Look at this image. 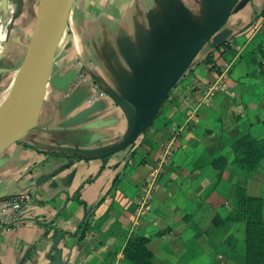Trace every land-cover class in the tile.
Returning a JSON list of instances; mask_svg holds the SVG:
<instances>
[{
	"label": "crops",
	"instance_id": "crops-1",
	"mask_svg": "<svg viewBox=\"0 0 264 264\" xmlns=\"http://www.w3.org/2000/svg\"><path fill=\"white\" fill-rule=\"evenodd\" d=\"M215 3L230 8L219 31L227 47L210 38L152 124L128 140L146 113L129 99L136 69L158 40L186 23L202 28ZM66 20L34 126L0 149V197L28 195L17 225L0 226V264H130L123 247L133 230L150 237L152 264H245V223L225 218L243 186L263 199L264 221V158L249 175L231 152L246 134L264 140V0H71ZM1 42L0 100L28 45L14 58Z\"/></svg>",
	"mask_w": 264,
	"mask_h": 264
},
{
	"label": "water",
	"instance_id": "water-1",
	"mask_svg": "<svg viewBox=\"0 0 264 264\" xmlns=\"http://www.w3.org/2000/svg\"><path fill=\"white\" fill-rule=\"evenodd\" d=\"M2 1L6 3L7 0ZM44 1L39 0L33 31L18 77L11 90L19 95V99L23 97V93L29 96L30 106L25 116L12 129L0 133V149L21 139L34 126L45 93L49 72L43 74L40 69L38 56L40 39L62 21L63 26L56 47L67 19L71 0H52L47 8L44 6ZM229 12L230 8L222 11L220 5L215 3L202 28L198 29L186 23L177 33H172L169 39H161L154 43L149 64L135 71V86L129 99L137 110L145 109L146 113L137 119L134 118L135 128L128 140L140 131V124L145 120L153 119L171 88L190 67L204 44L213 38L218 46L221 40L225 39L224 32L219 31ZM19 13L20 9H17L15 16Z\"/></svg>",
	"mask_w": 264,
	"mask_h": 264
},
{
	"label": "trees",
	"instance_id": "trees-1",
	"mask_svg": "<svg viewBox=\"0 0 264 264\" xmlns=\"http://www.w3.org/2000/svg\"><path fill=\"white\" fill-rule=\"evenodd\" d=\"M227 47L225 39L216 48ZM264 62V47L259 48ZM211 61V53L206 56ZM167 97V96H166ZM158 115L155 113L151 121H147L144 128L149 127ZM232 163L251 175L260 161L264 158V140L256 139L246 134L236 139L231 145ZM226 157L216 160L217 178L226 165ZM236 204L226 216L225 221H243L245 223V264H264V221L262 220L263 199L249 195L243 186L235 187ZM84 234H80L82 238ZM150 237L138 231H132L123 247L124 259L130 264H152V253L147 247Z\"/></svg>",
	"mask_w": 264,
	"mask_h": 264
},
{
	"label": "rangeland",
	"instance_id": "rangeland-1",
	"mask_svg": "<svg viewBox=\"0 0 264 264\" xmlns=\"http://www.w3.org/2000/svg\"><path fill=\"white\" fill-rule=\"evenodd\" d=\"M38 3L39 0H8L7 6L5 7V12H3L4 14H1L0 16V25H1V29L3 30L0 33V45L2 43L1 41L5 37L6 39L5 46H7V49H5V54H12L14 55V58L15 56H19V57L23 56L25 45H27V43L29 42L30 35L33 31ZM17 9H20L21 15L19 14L18 16H16L19 18L15 19L14 15ZM26 14L27 15L29 14L30 16L28 18V21L25 20L27 19ZM66 21L63 27V31L66 28ZM25 24L28 25L25 27ZM58 44L54 49V54L52 56L51 63H53V60L56 56L58 50ZM12 88L13 87L8 88L5 92L4 91L2 92L1 94L2 98L0 100V104L11 93Z\"/></svg>",
	"mask_w": 264,
	"mask_h": 264
},
{
	"label": "bare ground",
	"instance_id": "bare-ground-1",
	"mask_svg": "<svg viewBox=\"0 0 264 264\" xmlns=\"http://www.w3.org/2000/svg\"><path fill=\"white\" fill-rule=\"evenodd\" d=\"M51 2L52 0H45L44 6L47 8ZM62 26L61 21L40 39L38 56L43 74H48L50 70L54 47ZM22 96L19 99V95L13 90L0 104V133L12 129L27 113L31 99L25 93Z\"/></svg>",
	"mask_w": 264,
	"mask_h": 264
},
{
	"label": "built area",
	"instance_id": "built-area-1",
	"mask_svg": "<svg viewBox=\"0 0 264 264\" xmlns=\"http://www.w3.org/2000/svg\"><path fill=\"white\" fill-rule=\"evenodd\" d=\"M103 92L98 91L93 98L102 96ZM174 148L172 140H170L160 154V161L157 168L148 173L145 181V195L139 201V214H142L146 209L149 194L155 189L159 177V173L164 164H166L173 154ZM28 200L26 193L20 192L14 195L0 197V226L3 229H11L17 225L20 215L23 211L24 204Z\"/></svg>",
	"mask_w": 264,
	"mask_h": 264
}]
</instances>
